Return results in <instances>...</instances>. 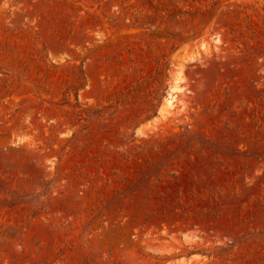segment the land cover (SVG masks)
<instances>
[{
  "label": "rangeland",
  "instance_id": "obj_1",
  "mask_svg": "<svg viewBox=\"0 0 264 264\" xmlns=\"http://www.w3.org/2000/svg\"><path fill=\"white\" fill-rule=\"evenodd\" d=\"M0 264H264V0H0Z\"/></svg>",
  "mask_w": 264,
  "mask_h": 264
}]
</instances>
